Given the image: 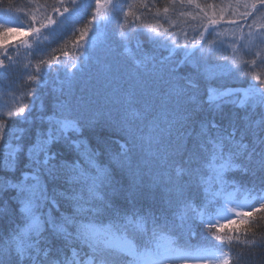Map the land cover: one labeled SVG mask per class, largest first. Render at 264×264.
<instances>
[{
    "label": "snow or ice",
    "instance_id": "snow-or-ice-1",
    "mask_svg": "<svg viewBox=\"0 0 264 264\" xmlns=\"http://www.w3.org/2000/svg\"><path fill=\"white\" fill-rule=\"evenodd\" d=\"M134 6L149 8L130 4L126 17ZM242 6L240 18L253 19L247 38L236 17L227 23L248 60L223 54L212 33L205 40L223 19L213 14L191 47L186 34L181 43L167 28L133 23L94 41L51 88L30 75L36 99L0 114V264H264V236L234 227L264 212V31H251L264 0ZM74 8L91 4L60 0L55 11ZM123 10L96 0L97 31ZM56 23L0 21V38ZM0 51L7 78L18 59L2 40ZM251 192L258 205L237 211Z\"/></svg>",
    "mask_w": 264,
    "mask_h": 264
},
{
    "label": "trees",
    "instance_id": "trees-1",
    "mask_svg": "<svg viewBox=\"0 0 264 264\" xmlns=\"http://www.w3.org/2000/svg\"><path fill=\"white\" fill-rule=\"evenodd\" d=\"M69 2L70 0H64V5L67 6ZM89 3L91 8L87 13L80 8H74L61 16L55 11L57 7H60V0H0V16L17 26H23L26 29L29 26L40 27V23L45 17H51L57 21L55 25H49L46 29L41 28L38 34L31 33L26 41H18L5 46L9 53L18 59V67L7 78L0 71V114L6 112L8 107L15 109L19 106H29L36 99L30 95L32 91L30 85L34 86L35 84L29 78L30 75L44 76L46 86L51 88L57 80H62L67 74L75 71L71 66L79 64L83 60L82 54L94 41L100 47L118 31L121 12L115 15L112 23L101 34L97 31L100 18L98 17L95 23L92 22L96 0H89ZM244 3L245 0H195L194 4L189 5L186 0L184 4H180L179 0L175 4L172 3V0H148L149 8L143 10V18L135 24L145 32H150L152 27H157L160 31L167 28L170 34L174 33L179 37L181 43L185 42L186 34L189 47H191L193 39L198 40V34L203 31L205 26H208V19L213 14L217 18L222 16L223 19H220L218 24L208 26V32L204 33L205 40H208L209 33H212L217 45L222 44L223 54L236 55L240 59L248 60L250 57L245 56L239 47L244 43L239 30L236 25L227 23L229 20L227 14H230L231 11L238 14L246 11L242 6ZM196 4L199 5V8L196 7ZM9 7L12 8L10 14L6 11ZM166 7L169 9L167 13L164 12ZM104 11L102 10L101 15L104 14ZM106 11L111 15L110 6ZM33 16L36 17L35 21L32 19ZM193 17L197 18L193 19ZM238 20L248 32L247 25L253 24L252 17H247V21L241 18ZM144 25L149 27L144 28ZM160 25L163 27L161 28ZM84 28H88L89 31L84 40L77 43L80 31ZM251 31L253 33L264 31V17H256ZM38 36L39 39H37ZM233 40H235V45L232 44ZM233 46L236 47V53L232 52ZM38 47L43 51L37 52ZM2 54L0 51V56ZM42 61H47V63H42ZM49 65H51V69ZM38 66L39 72H37ZM57 66H59L58 71ZM79 86L82 89L89 87L84 82ZM236 198L238 201H243L245 193L242 191L237 194ZM247 198L251 207L258 205L259 197L256 192L248 193ZM243 229L248 231L249 238H252L253 233L257 238L264 236V212H258L255 216L249 217ZM229 231L230 229L225 228V233Z\"/></svg>",
    "mask_w": 264,
    "mask_h": 264
},
{
    "label": "rangeland",
    "instance_id": "rangeland-1",
    "mask_svg": "<svg viewBox=\"0 0 264 264\" xmlns=\"http://www.w3.org/2000/svg\"><path fill=\"white\" fill-rule=\"evenodd\" d=\"M113 3H119L120 5L124 6V10L123 12L120 13L121 15V21L119 22L118 25V30L123 29L124 31H127L130 27H132V24L135 22H139L141 21V19L143 18V10L145 8L140 7V6H134L132 8V12L134 13V15L132 17H126L125 13L128 11V5H140L142 3H147L148 4V0H113ZM228 19H232L233 17H236L237 19L240 18V14L235 13L234 11H231L230 14H227ZM0 21H7V19H3L0 16ZM127 21V22H125ZM26 29V28H25ZM247 31L244 29V37L247 38ZM31 33H29L28 31H24L22 33H18V34H10L7 40H3L2 38H0V40H2L4 47L8 46L12 43H16L18 41H26V39L30 36ZM241 36V35H240ZM125 55H127V53H125ZM251 207L250 204H247L245 206H242L241 208L237 209V211H247L248 208ZM234 215V213H233ZM249 219V218H248ZM225 221H221V223H224ZM237 227L239 228H243L244 225H237Z\"/></svg>",
    "mask_w": 264,
    "mask_h": 264
}]
</instances>
